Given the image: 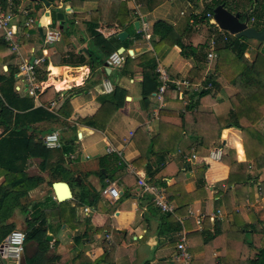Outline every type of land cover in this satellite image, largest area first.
<instances>
[{
    "label": "crops",
    "instance_id": "0c3cea01",
    "mask_svg": "<svg viewBox=\"0 0 264 264\" xmlns=\"http://www.w3.org/2000/svg\"><path fill=\"white\" fill-rule=\"evenodd\" d=\"M211 1L213 0H139L141 19L135 15L131 0H55L49 1V4L45 0L16 1L17 7L30 9V17L34 21L29 28L24 26L22 17L16 18L14 22L18 28L20 53L24 59L43 58L44 61L36 67L37 74L35 69L34 95L26 92L29 85L16 78L17 72L14 75V93L21 97L27 95L28 99L32 98L34 108L42 107L55 115L63 103L69 100L71 114L66 118L61 116V123L52 125L53 132L58 134L62 146L64 140L74 139L72 152L65 158V168L68 165L71 168L67 169L75 172L74 180L77 185L74 190L98 193L97 202L93 206L83 205L77 208L76 217L80 222L77 229L72 230L65 224L58 227L57 210L50 209L46 212L51 218L47 220L49 227L46 237H52L51 242L45 240L50 245L48 255L59 256L54 264H76L78 257H85L93 262L103 255L104 246L111 249H108L109 256L106 259L110 264H175V246L182 235L185 236L193 264H226V260L241 264L251 257V252L247 243H241L239 238L228 240L227 233L232 229H242L246 238L253 240V245L258 249L264 248V169L258 173L257 178L240 182L247 177L249 163L245 159L239 129H224L222 133L226 132V137H222L221 133L223 155L227 154L228 148L235 150L236 163L231 167L223 165L221 161L209 159V154L206 155L205 152L197 154L194 149L195 140L184 133L174 153L164 154L159 149L157 153L148 152L149 136L157 138L159 145L167 142L169 146H174L177 134L171 128L173 121L162 117L160 111L184 113L188 100L183 97V91L187 86L198 91L207 66L206 58L201 59L202 61L186 59L180 55L179 47L159 43L153 34V25L157 21L171 25L177 35L183 36L182 42L185 45L203 46V54L207 53L210 41L215 40L216 48V39L221 37L207 17L208 21L198 18ZM221 1L226 10H231L233 14L243 13L245 19L258 0H252L253 4L250 0ZM57 13L64 15L61 27L56 20ZM262 13L264 16V12ZM143 20L147 23L148 38L141 31ZM90 21L98 23L97 31L104 38L116 37L119 32L126 33L123 41L117 38L121 43L126 41V49L121 47L124 57L128 55L136 58L153 52L157 63L156 72L161 70L166 77L165 92L159 95L155 89L156 96H145L142 84L148 76H142L135 66L131 68L133 75H120L126 68L124 64L120 69L112 68L108 58L101 56L86 31L85 22ZM136 22L138 27H135ZM253 23L254 19H249L248 27H252ZM263 26L264 18L262 23L257 24V28L261 29H254L261 31L264 30ZM50 29H59L61 35L57 41L46 45L44 35ZM227 37L235 36L228 33ZM243 44L247 45L244 57L249 61L257 53L264 54L262 41L248 39ZM91 56H98L104 62H91V70ZM228 56L230 55H225L224 63L226 58L230 59ZM18 64L19 60L13 57L12 60L0 63V68L7 71V66L11 65L17 69ZM213 77L217 89L211 87L207 90L213 99H206L195 111L212 112L215 117L224 121L232 111L230 100L237 90L220 73L214 71ZM160 79L158 76V82L156 81L159 87L163 83ZM106 80L113 88L117 84L126 91L123 107L113 114L102 130L78 124V118L92 117L101 108L97 97L108 95L102 89ZM53 93L59 96L54 101L51 100L49 105L43 104L50 100ZM144 97L154 107L144 110L141 103ZM67 125L73 128L69 129ZM46 127L45 123L32 124L29 134L35 131L42 137L52 133L47 132ZM255 129L264 136V117L255 125ZM2 132L0 129V136ZM237 144L240 145V151L237 150ZM83 153L86 154L84 157ZM103 157H116V160L110 158L104 164L112 180L107 178L104 170H101L103 179L96 174L99 170L98 160ZM39 163V159H30L26 163L27 175L44 179L43 184L29 192L27 202L43 201L48 197L56 200L55 192L58 193V190L56 188L54 191L52 186L57 182L49 180L48 172L39 171ZM147 164L156 171H162L161 183L165 184V189L157 186L166 192L169 202L166 201L173 207V214L163 212L138 187L139 178H145L153 184L145 174ZM115 166H122L123 170L114 172ZM3 181L4 177L0 174V184ZM108 186L118 191V199L101 195L100 191ZM71 191L73 196L72 188ZM217 212L219 214L213 216ZM163 214H170L167 218L169 223H179V233L169 237L159 234ZM197 217H202L200 227L196 223ZM86 218H89L87 225ZM8 222L14 223L15 229H25L24 215L18 210L14 211ZM41 226L45 227V224ZM215 228L220 234L214 240L204 243L203 238L196 237L202 231L213 233ZM95 229H102V232H96ZM83 233L86 235L75 244L73 237ZM227 240L233 245H229ZM36 244L33 242L25 245L19 264H27L28 258L35 252ZM0 264L13 263L0 258Z\"/></svg>",
    "mask_w": 264,
    "mask_h": 264
},
{
    "label": "trees",
    "instance_id": "16d2710c",
    "mask_svg": "<svg viewBox=\"0 0 264 264\" xmlns=\"http://www.w3.org/2000/svg\"><path fill=\"white\" fill-rule=\"evenodd\" d=\"M45 1L49 4V1L54 2L55 0ZM0 3L5 7L4 0H0ZM250 3L253 4L252 0H250ZM221 4H224L221 0L211 1L210 4L206 5L203 13L198 15L199 20L208 21L205 14H212L213 9ZM6 10L8 9L6 8ZM229 11L232 12L231 10ZM262 12H264V0H258L256 4H253V9L249 13V19H254L255 21L252 24L253 28H257L259 22L262 23L264 18ZM239 15L240 20L243 21L244 14L240 13ZM85 28L93 45L100 51L101 56L108 58L110 54L116 52L121 47L125 48L126 41L121 43L115 36L104 38L97 31L99 28L98 23L92 21L85 22ZM153 34L158 38L159 43L167 44L171 47H179L180 55L183 58H194L199 61L206 58L207 53L203 54V46L192 47L185 45L182 42L183 36L177 35L172 26L163 21L155 22ZM244 41H247V39L236 37H227L226 39L219 37L216 39L215 53L217 55L212 63L213 69L220 73L237 90L230 100L232 111L228 118L222 121L220 118L215 117L212 112L195 111L206 99H213V96L205 90L207 85H211L214 89H217L214 77H205L198 91L195 92L189 86L183 91V97L188 100L184 113L180 114L175 111L166 110L160 111L162 117L165 116L172 119L171 128L177 134L176 141L173 147L169 146L167 142L159 145L157 144V138L149 136V153H157V149L164 152V154L174 153L184 133L189 138L195 140L194 149L197 154L205 152L208 155L211 149H221L224 147L221 133L224 129L234 127L241 131L243 151L245 159L249 163L247 177L242 178L240 182L257 178L258 173L264 169V136L255 129V125L264 117V54L257 53L252 61L247 60L244 57L247 50V45L243 44ZM10 54L7 45L0 41V63L12 60L13 55ZM226 54L230 55L228 56L230 59L226 58L227 61L224 63ZM3 55L5 57L2 58ZM91 62L99 64L103 63L104 60L98 56H91L89 63L90 69L93 70ZM133 66L139 69L142 76H148V78H144V89L142 84L144 95L150 96L154 94L155 89L159 87L156 83V81L158 82L159 75L156 72L157 63L153 52L144 53L136 58L125 55L124 67L126 68L123 69L120 75H133L131 71ZM15 72H17V69L8 65L7 71L0 74V129L3 131L2 136H0V174L4 177V181L0 184V245L13 230H17L15 229V224L9 223L8 220L12 217L14 211L18 210L24 215L25 229L23 232L25 234V245L33 242L37 243L35 252L28 258L27 264H54L59 256L48 255L50 245L45 241V237L46 230L49 227L47 220L51 218L46 215V212L50 209L57 210L56 220L58 227L65 224L70 226L72 230L77 229L80 226V222L76 217L77 208L83 205L93 206L97 202L98 193H91L82 189L79 191L74 190L77 185L74 180L75 172H71L65 168V158L72 152L71 147L74 139L69 141L64 140L61 149L48 150L42 142L44 135L39 137L35 131L29 134L30 126L36 123H45L47 125L45 130L53 132L54 128H52V125L55 123L60 124L61 116L66 118V116L71 114L69 100L63 103L57 110L56 115L55 113L46 111L42 107L34 108L32 98L28 99L27 95L21 97L14 93ZM193 73L194 70L190 72L191 75ZM49 90L50 88L45 92ZM58 96L59 94L53 93L52 97L49 98L50 100L43 104L49 105ZM125 97L126 91L116 84L112 93L97 97L101 108L94 116L78 118L76 122L90 128L104 129L113 114L123 107ZM141 103L144 110L154 107V104L150 103L145 97L141 100ZM67 128L73 127L67 125ZM174 135L171 139H173ZM226 136V132H224V137ZM236 147L240 151V145L237 144ZM110 158L116 160V157H103L98 160L99 170L96 174L100 179H103L101 170H104L107 178L112 180L111 174L107 172L104 166L105 161ZM30 159L40 160L39 171L48 172L49 180L67 183L73 190L72 199L68 202L59 203L48 197L43 201L27 202L29 192L44 183L42 177L29 176L25 173L26 163ZM220 161L227 167L233 166L236 163L235 150L228 148L227 154L223 155ZM116 170H123V167L115 166L114 172ZM145 174L150 177V181L153 184L164 188L165 184L161 183L162 171L160 169L156 171V169L154 170L147 164L145 166ZM50 183L51 181L48 182V184ZM262 190L264 191L263 184ZM164 194L165 199L169 202L166 192ZM169 216L170 214H163L160 218V235L164 234L169 237L180 232L181 226L179 223H169L167 221ZM85 223L86 225L89 224V218L85 219ZM44 224L45 227H42L41 225ZM215 227H217V224ZM95 231L102 232V229H95ZM218 234H220L219 230L215 228L213 233L207 234V232L202 231L197 233L196 237L203 238V242L207 243L219 236ZM85 235L86 233L74 236L73 242L75 244L79 243ZM227 235H229L228 240L239 238L242 240L241 243H247L251 257L246 259L247 261H242L241 264H264V248L258 249L253 245V240L246 238L242 229H232ZM228 240L227 243L233 245ZM103 249V255L95 261L92 262L85 257H78L76 264H110L106 261L109 256L108 249L110 248L104 246ZM225 262L226 264L235 263L234 261L230 262L227 260Z\"/></svg>",
    "mask_w": 264,
    "mask_h": 264
},
{
    "label": "built area",
    "instance_id": "2783aa9c",
    "mask_svg": "<svg viewBox=\"0 0 264 264\" xmlns=\"http://www.w3.org/2000/svg\"><path fill=\"white\" fill-rule=\"evenodd\" d=\"M16 1L18 0H4L5 7L0 3V41L5 43L10 51V53L19 60V64L17 65V73L16 78L20 81L25 82L29 85L26 88V92L29 95H34L36 84H35V69L36 67L43 63V58H33V59H24V57L20 53V40L18 38V28L15 25L16 18L22 17L24 19V26L31 27L33 24V19L30 17V9L17 7ZM133 3V8L135 11V15L140 17L139 9L140 4L139 0H131ZM6 8L8 10H6ZM206 17L210 20L211 26L213 29L217 30L219 35L226 39L228 32L221 30L217 24L213 20L212 14H206ZM141 19V17H140ZM141 31L146 38L148 35L146 32L148 31L147 23L145 20L141 21ZM227 35H226V34ZM61 35V31L59 29H50L44 35V43L46 45L52 44L57 41ZM28 37V34L25 35ZM216 58L215 53V40L210 41L209 51L206 55V62L208 65H212L214 59ZM125 62V57L122 53L114 52L110 54L108 57L109 65L114 69H120ZM160 76V81L162 80V85L157 89V93L162 95L166 90V77L163 71H157ZM211 85H207L205 90L211 89ZM102 89L104 93H111L113 91L112 84L106 80L102 84ZM53 103H51V106ZM42 142L46 149L48 150H57L62 147L61 141L57 133H47L42 137ZM223 156V151L221 149H213L209 153V159L213 161L220 162L221 157ZM192 158H195V155H192ZM137 185L141 189V191L147 195H149L152 199V202L159 207L163 212L173 214V207L166 201L164 198V191L158 187L157 185H153L149 183L145 178H139L137 180ZM260 190V188H259ZM103 197H107L110 199H118L119 193L116 189L111 186L105 187L100 191ZM86 212V209L84 210ZM217 212L213 216L218 215ZM202 217L196 218V223L200 227L201 226ZM25 248V234L21 230H13L4 240V242L0 245V258L4 260H9L13 264H19ZM176 252L174 253L173 262L175 264H191V256L188 251L185 236L182 235L178 243L175 246Z\"/></svg>",
    "mask_w": 264,
    "mask_h": 264
},
{
    "label": "water",
    "instance_id": "95a60500",
    "mask_svg": "<svg viewBox=\"0 0 264 264\" xmlns=\"http://www.w3.org/2000/svg\"><path fill=\"white\" fill-rule=\"evenodd\" d=\"M35 1V0H29ZM213 13V20L217 24V26L225 31L228 32L230 35L235 36L236 38H244V39H254L258 41L264 42V30L257 31L252 27H248L249 17L246 15L244 21L240 20V15L237 13H231L224 8L223 5H219L215 7L212 11ZM63 18L64 15L61 13L56 14V20L61 24L60 27L63 25ZM135 27H138V22L135 23ZM62 30V28H60ZM126 33L119 32L116 34V38L120 41L125 39ZM123 51L122 48L118 49L117 52L121 53ZM151 82V81H150ZM153 84V82H151ZM143 89H144V82H143ZM151 96H156V92ZM128 99V98H126ZM222 137H224V132L222 133ZM52 188H57L58 193L55 192L57 202H65L72 199V191L69 185L65 182H57L55 183ZM46 241L51 242L52 237L47 236Z\"/></svg>",
    "mask_w": 264,
    "mask_h": 264
},
{
    "label": "rangeland",
    "instance_id": "374dc122",
    "mask_svg": "<svg viewBox=\"0 0 264 264\" xmlns=\"http://www.w3.org/2000/svg\"><path fill=\"white\" fill-rule=\"evenodd\" d=\"M200 12H202V10H200ZM263 52H264V49H263ZM14 57V56H13ZM205 64L207 65L206 66V73H205V76L204 77H209V76H213L214 75V69H213V65H208L206 60H205ZM5 71H2V69L0 68V74L1 73H4ZM86 154L83 153V157L85 156ZM68 169H70L71 167L70 166H66ZM22 231V230H21Z\"/></svg>",
    "mask_w": 264,
    "mask_h": 264
}]
</instances>
